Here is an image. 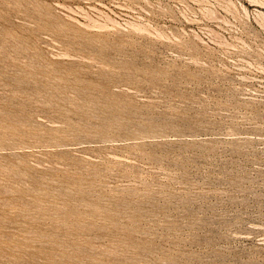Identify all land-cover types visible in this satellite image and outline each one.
Segmentation results:
<instances>
[{
  "label": "rangeland",
  "instance_id": "1",
  "mask_svg": "<svg viewBox=\"0 0 264 264\" xmlns=\"http://www.w3.org/2000/svg\"><path fill=\"white\" fill-rule=\"evenodd\" d=\"M0 264H264V0H0Z\"/></svg>",
  "mask_w": 264,
  "mask_h": 264
}]
</instances>
